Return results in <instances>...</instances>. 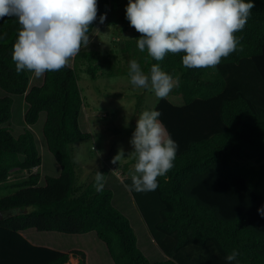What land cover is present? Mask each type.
<instances>
[{
  "label": "trees",
  "instance_id": "trees-1",
  "mask_svg": "<svg viewBox=\"0 0 264 264\" xmlns=\"http://www.w3.org/2000/svg\"><path fill=\"white\" fill-rule=\"evenodd\" d=\"M118 7L119 0H98L97 19L88 35L101 25V14L108 16ZM20 30L14 17L0 19V87L23 95L28 104L27 127L15 136L6 125L14 99L0 97V187L9 190L0 197V210L14 212L0 220V264H66L71 254L79 257L78 264L87 263L84 250L35 243L25 234L30 229L69 235L94 231L114 264H227L225 257L233 252L240 253L236 264H264V219L259 216L264 209V0H254L244 29L235 33L237 51L215 67L186 68L183 53L155 61L147 50L137 48V31L133 38L115 41L113 52L120 50L128 61L136 60L146 74L157 63L178 81L170 94L180 101L169 94L154 107L178 145L174 166L158 177L157 189H130L135 156L112 164L166 256L154 262L139 248L130 219L113 204V190L106 187L110 167L98 170L105 177L98 193L94 177L81 180L73 155L76 143L92 137L80 124L87 103L79 71L92 80L117 77L128 75L129 62L118 65L114 58L86 52L82 46L73 65L46 72L41 85H31L28 71L17 73L12 60ZM42 112L47 146L61 168L56 176L45 175L44 184L42 156L29 127ZM108 115L99 114V120Z\"/></svg>",
  "mask_w": 264,
  "mask_h": 264
},
{
  "label": "clouds",
  "instance_id": "clouds-1",
  "mask_svg": "<svg viewBox=\"0 0 264 264\" xmlns=\"http://www.w3.org/2000/svg\"><path fill=\"white\" fill-rule=\"evenodd\" d=\"M253 7L254 0H128L125 18L141 34L137 48L147 50L153 60L183 53L184 67L208 68L237 51L235 33L244 29ZM97 13L98 0H0V19L14 17L21 26L12 51L16 72L27 70L39 78L68 66L89 43L88 32ZM106 16H99L101 24ZM128 75L133 87L148 90L158 99L167 98L178 85L157 63L146 74L136 60H130ZM160 116L156 109L142 111L129 140L136 157L129 187L135 192L155 191L158 177L174 166L178 145ZM122 155L123 151L112 162L120 161ZM104 180L97 171L96 192L103 191ZM135 205L139 209L136 201ZM259 216L264 219V209ZM239 256V252L226 256L227 264H236Z\"/></svg>",
  "mask_w": 264,
  "mask_h": 264
},
{
  "label": "rangeland",
  "instance_id": "rangeland-1",
  "mask_svg": "<svg viewBox=\"0 0 264 264\" xmlns=\"http://www.w3.org/2000/svg\"><path fill=\"white\" fill-rule=\"evenodd\" d=\"M127 3L128 0H119L118 9L110 12L106 21L96 26L93 32L89 34V43L84 47L86 52L96 51L101 56L107 55L110 58H114L118 61V65L128 64L129 61L126 58V54L120 50L113 52V48L116 46L115 41L133 38L136 31L125 18V6ZM73 63L74 57L70 59L69 65H73ZM28 73L31 77V85H41L43 83L44 75L37 78L32 72L28 71ZM79 75L80 86L87 103L82 109L80 124L83 130L92 133V137L76 143L73 155L79 163H77V173L79 171L78 175L81 180L86 181L95 177L96 171L100 170V168L111 167L114 157L121 151H123L124 155L121 156L120 163L131 160L135 156L134 153H131L133 148L129 140L136 127L138 116L146 109H154L159 99L148 90L133 87L130 84L128 75L109 78L99 76L96 80H92L85 71H79ZM6 95H10L14 99L13 115L6 125L10 126L15 136H18L27 127L24 115L28 109V104L23 95L10 94L0 87V97ZM170 96L172 99L180 101L179 96L173 94H170ZM138 98L139 111L137 112L136 104ZM103 112L109 113V115L107 118L99 120V114L102 115L104 114ZM45 119L46 112H42L38 122L33 126H29L35 134L38 150L43 160L39 168L42 175L40 184L45 183V175L56 176L61 170L60 165L49 150L43 134ZM126 123L127 127L125 126ZM36 171L37 168L34 169V172ZM22 176H25V174L16 175L17 178ZM106 179V187L111 188L114 193L113 204L130 219L135 229L139 248L152 262L165 259V254L152 239L153 237L135 205L134 196L123 181L121 172L111 169ZM8 193V188L0 187V197ZM25 234L26 236L29 234L37 243L45 244L58 250L68 249V251H71L73 247H80L84 250L85 247L90 254L89 264H100L99 260L102 258L103 262L101 264H105L107 258L105 253L109 254L106 244L97 237L94 231L85 233V235H69L60 232H39L36 229H30ZM89 235L93 239L80 237ZM85 253L87 258V252L85 251ZM110 260L113 263L111 257ZM70 263H77V259L75 261L73 259L70 260Z\"/></svg>",
  "mask_w": 264,
  "mask_h": 264
},
{
  "label": "crops",
  "instance_id": "crops-1",
  "mask_svg": "<svg viewBox=\"0 0 264 264\" xmlns=\"http://www.w3.org/2000/svg\"><path fill=\"white\" fill-rule=\"evenodd\" d=\"M27 237L29 238V239H31V240H33V238L29 235V234H27ZM80 237H83L84 239L85 238H90V239H93V237L92 236H80ZM34 241V240H33ZM93 241V240H92ZM35 242V241H34ZM35 243H37V242H35ZM72 249H82V248H80V247H73ZM84 250L87 252V258H86V264H89V262H90V254H89V252L87 251V249H85V247H84ZM63 251H68V249H63ZM98 256V255H97ZM105 256L107 257L106 258V263L105 264H113L112 262H111V260H110V255L108 254V253H105ZM77 259V263H75V264H78L79 263V257H75V256H73V255H71V257H70V260H74L75 261V259ZM99 258H100V256H99ZM96 259V258H95ZM112 259V258H111ZM113 261V260H112ZM99 262H100V264H101V262H103V258L101 259V260H99ZM103 264V263H102Z\"/></svg>",
  "mask_w": 264,
  "mask_h": 264
},
{
  "label": "water",
  "instance_id": "water-1",
  "mask_svg": "<svg viewBox=\"0 0 264 264\" xmlns=\"http://www.w3.org/2000/svg\"><path fill=\"white\" fill-rule=\"evenodd\" d=\"M13 213L14 212L12 210H8V211H1L0 210V220L13 215Z\"/></svg>",
  "mask_w": 264,
  "mask_h": 264
},
{
  "label": "bare ground",
  "instance_id": "bare-ground-1",
  "mask_svg": "<svg viewBox=\"0 0 264 264\" xmlns=\"http://www.w3.org/2000/svg\"><path fill=\"white\" fill-rule=\"evenodd\" d=\"M67 264H69V263H67ZM71 264V263H70Z\"/></svg>",
  "mask_w": 264,
  "mask_h": 264
},
{
  "label": "built area",
  "instance_id": "built-area-1",
  "mask_svg": "<svg viewBox=\"0 0 264 264\" xmlns=\"http://www.w3.org/2000/svg\"><path fill=\"white\" fill-rule=\"evenodd\" d=\"M36 169V168H35Z\"/></svg>",
  "mask_w": 264,
  "mask_h": 264
}]
</instances>
